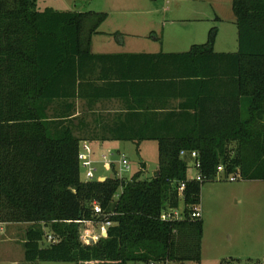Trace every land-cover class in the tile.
<instances>
[{
	"label": "trees",
	"instance_id": "16d2710c",
	"mask_svg": "<svg viewBox=\"0 0 264 264\" xmlns=\"http://www.w3.org/2000/svg\"><path fill=\"white\" fill-rule=\"evenodd\" d=\"M34 5L0 0V224H29L23 240L28 263L199 262L202 220L189 213L199 205L202 184L214 180L220 165L225 174L264 181V0H231L232 53L214 51L212 28L204 44L185 52L94 55L91 37L106 13L37 11ZM118 58L127 65L161 63L168 71L162 87H179L183 110L129 113L125 126L100 129L107 137L87 127L76 135L62 102L75 97L76 84L82 89V67ZM123 77L131 88L142 78L134 72ZM99 140L156 141L158 175L142 180L139 171L121 179L113 172L83 182L79 144ZM181 151L197 153L201 182L186 180L188 158ZM173 182H185V216L162 220L163 210L179 205ZM94 203L102 216L94 214ZM104 220L111 222L107 236L82 244L80 227ZM44 228L55 241H47Z\"/></svg>",
	"mask_w": 264,
	"mask_h": 264
},
{
	"label": "rangeland",
	"instance_id": "374dc122",
	"mask_svg": "<svg viewBox=\"0 0 264 264\" xmlns=\"http://www.w3.org/2000/svg\"><path fill=\"white\" fill-rule=\"evenodd\" d=\"M34 7L37 11L53 9L60 12L106 13L107 18L98 27L104 34L95 39L108 42L111 37L108 33L118 32V37L112 36L113 40L121 38L126 43L139 42V50L185 52L194 44H204L209 30L215 28L214 51H237V29L231 0H35ZM88 26L90 21L86 20V35ZM144 44L148 47H143ZM114 150L117 148L95 151L93 158L97 162L95 167L98 177L112 176L115 172L119 178L128 179L140 171V179L146 180L157 170L155 141H145L138 148L131 143L120 144L118 151L126 157L128 170L118 164V154L108 157L114 161L116 171L111 172L102 165L101 155H107L108 151L115 153ZM141 163L145 165L143 169ZM193 175V171H188L189 177ZM199 204L202 212L199 262L170 264H220L222 260L230 264H264V181L239 178L235 182H204L200 189ZM179 210H183L181 203ZM20 225L8 223L1 226L0 263L19 264L24 259L22 241L25 226ZM84 227V224L80 227V233ZM86 228L96 232V226ZM43 230L45 235L50 234L47 228ZM33 264L74 263L38 261Z\"/></svg>",
	"mask_w": 264,
	"mask_h": 264
},
{
	"label": "crops",
	"instance_id": "0c3cea01",
	"mask_svg": "<svg viewBox=\"0 0 264 264\" xmlns=\"http://www.w3.org/2000/svg\"><path fill=\"white\" fill-rule=\"evenodd\" d=\"M97 31L96 34L92 35L90 44V52L94 55L177 53L160 50H139L141 46L139 42L129 41L126 43L121 38L120 40H113L112 36L116 35L118 37V32L108 33L111 36L108 42L101 41L95 38L101 36L104 32L98 29ZM150 38L154 40V38ZM143 47L148 46L144 44ZM154 62L156 61L146 60L144 65H127L120 58L102 59L99 63H91L82 67L80 73L83 78L84 76L86 77V80H82V89L81 84L80 89H78V84H76L75 97L62 102L64 105L63 111L71 114L69 118L74 119L72 124L74 133L82 137L85 127L100 131V129L104 128L125 126L122 122L127 119L125 116L129 113H147L153 117L154 115H163L171 111L178 113L183 110L180 105L185 101V98L178 96V93L181 92L179 87L175 90L163 88L162 77L168 71L163 69L161 63L155 64ZM128 72H134L142 76V78H138V80H135L136 82H133V88L130 87L132 82L123 77ZM66 103L70 105L67 107ZM188 111L193 112L192 110ZM159 120H162V116L159 118L155 116V121ZM100 132L105 134L106 137L108 136L107 131ZM145 141L140 142L138 146L134 142L119 140H99L89 143L95 155L97 149L103 150L105 148L108 150L109 147H115L117 150L114 151H118L120 144L122 145L123 143H131L138 148ZM19 224H21L20 226H25L23 230V234H25L29 224ZM2 225L6 224H0V232ZM13 264H18V262H13ZM19 264L33 263L25 262L22 259Z\"/></svg>",
	"mask_w": 264,
	"mask_h": 264
},
{
	"label": "built area",
	"instance_id": "2783aa9c",
	"mask_svg": "<svg viewBox=\"0 0 264 264\" xmlns=\"http://www.w3.org/2000/svg\"><path fill=\"white\" fill-rule=\"evenodd\" d=\"M114 154H118L120 156V159L117 161L118 164L121 165L122 168L125 170H128V163L126 160V157L123 154H120L118 151L115 153H112V151H108L107 155H101V162L106 169L110 170L112 166L115 167V163L113 160H110L108 157H112ZM94 153L91 148V145L87 141H83L79 144V150H78V162H79V167H80V175L81 171L82 172V178L80 179L83 182H90L94 179H100L102 177H98L96 175L97 169L95 165L97 162L93 158ZM180 157H185L188 158V166H187V177L186 180H195L198 182H201L202 178L200 175V162L198 160V155L196 152H185L181 151L180 152ZM188 171H193L194 175L189 177L188 176ZM240 178V175L237 172L235 173H230V174H225L223 167L220 165L217 167L216 174L214 176V180L216 181H228V182H235L237 179ZM172 187L175 188L177 199H178V204L183 205V191L185 189V182H181L178 185L175 184V182L172 183ZM93 211L96 216H102L103 212L99 205L96 203L93 204ZM184 206L183 210H179V205L176 208H166L161 212L160 218L162 220H181L184 218ZM189 217L191 219H201L202 217V212L201 209L199 208V205H196L192 208L191 213H189ZM85 227L82 230V232L79 235V239L82 244L88 245L91 243L96 242L99 238L101 237H106L107 236V229L109 226H111V222L108 220L104 221H99V222H85L84 223ZM88 226H96V232H91L89 228H86ZM47 241L53 242L55 239L50 235L47 234ZM144 264H170V262L167 261H149Z\"/></svg>",
	"mask_w": 264,
	"mask_h": 264
},
{
	"label": "water",
	"instance_id": "95a60500",
	"mask_svg": "<svg viewBox=\"0 0 264 264\" xmlns=\"http://www.w3.org/2000/svg\"><path fill=\"white\" fill-rule=\"evenodd\" d=\"M155 174L158 175V170H156ZM104 179H105L104 177L101 178V180H104Z\"/></svg>",
	"mask_w": 264,
	"mask_h": 264
}]
</instances>
